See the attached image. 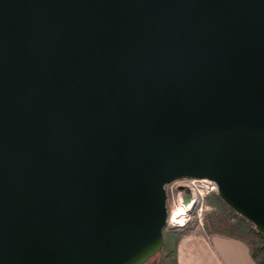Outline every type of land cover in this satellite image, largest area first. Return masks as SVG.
<instances>
[{
  "label": "water",
  "instance_id": "obj_1",
  "mask_svg": "<svg viewBox=\"0 0 264 264\" xmlns=\"http://www.w3.org/2000/svg\"><path fill=\"white\" fill-rule=\"evenodd\" d=\"M183 177L264 236V0H0V264H145Z\"/></svg>",
  "mask_w": 264,
  "mask_h": 264
},
{
  "label": "trees",
  "instance_id": "obj_2",
  "mask_svg": "<svg viewBox=\"0 0 264 264\" xmlns=\"http://www.w3.org/2000/svg\"><path fill=\"white\" fill-rule=\"evenodd\" d=\"M208 203L212 209L204 221V232L207 235L219 234L245 243L255 264H264V236L257 232L254 224L236 212L218 194L209 198ZM186 229L189 227L172 230L164 228L161 250L145 264H177L176 245Z\"/></svg>",
  "mask_w": 264,
  "mask_h": 264
},
{
  "label": "built area",
  "instance_id": "obj_3",
  "mask_svg": "<svg viewBox=\"0 0 264 264\" xmlns=\"http://www.w3.org/2000/svg\"><path fill=\"white\" fill-rule=\"evenodd\" d=\"M168 230L192 225L194 231H204V221L211 210L208 199L217 194V183L209 178L183 177L165 185ZM185 191L189 200L185 202Z\"/></svg>",
  "mask_w": 264,
  "mask_h": 264
},
{
  "label": "crops",
  "instance_id": "obj_4",
  "mask_svg": "<svg viewBox=\"0 0 264 264\" xmlns=\"http://www.w3.org/2000/svg\"><path fill=\"white\" fill-rule=\"evenodd\" d=\"M176 261L177 264H255L245 243L191 228L177 242Z\"/></svg>",
  "mask_w": 264,
  "mask_h": 264
},
{
  "label": "rangeland",
  "instance_id": "obj_5",
  "mask_svg": "<svg viewBox=\"0 0 264 264\" xmlns=\"http://www.w3.org/2000/svg\"><path fill=\"white\" fill-rule=\"evenodd\" d=\"M212 197V196H211ZM210 197V198H211ZM212 209V208H211ZM211 212V210L207 213V215L209 214ZM207 217V216H206ZM189 228H191L192 229V225H190V226H188ZM187 230V229H186Z\"/></svg>",
  "mask_w": 264,
  "mask_h": 264
}]
</instances>
